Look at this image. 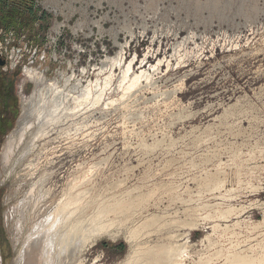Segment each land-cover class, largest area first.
<instances>
[{"label": "rangeland", "instance_id": "rangeland-1", "mask_svg": "<svg viewBox=\"0 0 264 264\" xmlns=\"http://www.w3.org/2000/svg\"><path fill=\"white\" fill-rule=\"evenodd\" d=\"M0 58V150L26 97L58 117L0 173L1 264L61 186L118 230L87 224L81 264H149L143 249L183 242L181 264H264V0H0ZM128 63L148 74L131 89ZM31 68L92 96L35 94Z\"/></svg>", "mask_w": 264, "mask_h": 264}, {"label": "bare ground", "instance_id": "bare-ground-1", "mask_svg": "<svg viewBox=\"0 0 264 264\" xmlns=\"http://www.w3.org/2000/svg\"><path fill=\"white\" fill-rule=\"evenodd\" d=\"M150 58H152V56L147 55L146 59L148 61L151 60ZM155 58L156 59L158 58V54ZM109 61L111 63V66H116V64H115L117 62L116 58L112 57L109 59ZM159 61H161L160 58L157 59L156 62L158 63ZM143 66H145V64H143ZM143 66L138 67L140 69L138 72L137 70H134V67L131 65V63H128L127 65H125V70L123 71L124 79L127 77V74L129 73V71L132 70V75L128 78L129 84H127V86H126L127 89H131V87L136 86V84L139 82V80L143 76L146 78L148 77L146 70L142 69ZM151 66H152V64L149 65V67H151ZM152 68H153V66H152ZM111 69H112V67H111ZM102 71H103L102 68H100V73ZM25 72H26L28 79L30 81H32V83L35 85V88H36L35 94H39L43 90H46V91H51L53 93V95L51 93L50 96L56 97L55 95H57V94H55L54 92L58 93V95H62V94L65 95L64 91L67 90L69 92L67 96H69L70 94H71V96H74L73 92H75L74 90L77 89V90H79L77 93H80V95H81L80 96L76 93L79 96V97L78 96L77 97L84 99L85 101L91 95V83L85 85L84 88L80 89V86L83 87V85H80V82H76L75 84H70L69 83L70 82L69 77H66L64 81H62L58 78L48 80L46 78L45 73L35 71L32 68L27 69ZM112 75H113V73L112 74L110 73V74L105 76V78L103 79V83H102L103 87L109 86L108 84L112 78ZM96 81L98 82V80H96ZM99 84H101V83H99ZM99 84L95 83V87L98 88ZM103 87H102V89H103ZM102 89L100 88L101 91L98 94H93L94 95L93 99H92V100H94L93 103H95V102L97 103L99 100H101L100 95H101V93L103 94ZM97 91H99V90H97ZM39 97L37 98L38 100H39ZM41 98H43V96ZM69 98H70V96H69ZM34 99H36V98H34ZM53 99L51 100V98H50L47 100H51L53 102ZM57 99L58 98L56 97V102L59 100V99L58 100ZM40 101L42 102L41 99H40ZM62 101H64V99ZM76 101L80 102V99L76 98ZM45 102H47V101H45ZM54 103H55V101H54ZM49 104H52V103H49ZM53 104H52V106H54ZM61 104H62V102H61ZM46 105H44V100H43V103L38 102V103L34 104L33 96H31L29 98L26 97L25 99H23L21 112H20V115L17 119V123H16L15 127L9 131V133L5 137L4 142L1 146V150H0V173H2V171L7 169V167L11 163L10 161H11V158L13 157L12 155L15 153L16 149L20 146V144H22V146L19 147L20 153L22 154V153H25L27 150H29L37 140L48 135V133H49V131H48L49 129L47 128L48 124H49V122L54 120L53 118H56L57 116L55 114H53L52 112H50V111H53L51 109L52 107L50 108V111H49L52 114L47 113L49 108L46 111V109H45L47 107ZM56 105H57V103H56ZM48 107H49V105H48ZM54 108H55V106H54ZM55 110L56 109H54V111ZM51 115L53 118L50 117ZM53 115H55V117ZM52 123H53V121L50 124H52ZM17 154H19V153H17ZM55 167L57 169H60L62 167L61 162H57ZM57 181L59 182L60 180H57ZM66 186H69V184ZM69 188H70V186H69ZM61 190H62V194H61L62 197L59 200H57V202L54 206L52 205L51 210L44 212L45 215L43 217L38 216L36 218V221L31 226L32 230H31L30 234L28 235V238L23 242V244L19 250L18 262H16V263H18V264H72V262H73L72 257H73V255H75L77 264H81V261H82L81 257H82L83 249L85 246V242L87 240V235H86L87 231H88V229L86 228L87 224H90V225H87V226H90L89 230L95 231L96 235L98 237H108L110 239L111 238L113 239L118 235V230L114 231L112 228L113 226L111 227V223L105 222L104 220L100 219L99 215H101L104 212L103 210H101L96 215L92 216L90 218V221H88L90 223H87V222H85V219H83L84 214H81L79 212L82 208L79 209V207H78V204H79L78 198L73 196L69 190H67L66 188H63L62 186H61ZM47 193H52V192H50V189H49L48 191H46V193L44 192L43 195L41 194V197L44 196V194L46 195ZM10 195H8L6 197V201H9ZM51 197H49V198H51ZM25 200H26V198H25ZM26 203L28 204L29 202H26ZM26 203L24 202V204H26ZM127 207H129V206H127ZM42 208L43 207H41V209ZM14 210H16V209H14ZM40 211L41 210H39V212ZM5 215H6V224H7V222H8L7 221V212ZM37 215H39V213ZM13 216H15V215H13ZM16 220H18V219H16ZM86 221H87V219H86ZM21 223H23V222H21ZM10 225H12V224H10ZM12 227H14V225ZM17 230H18V228H17ZM129 235H131V234H129ZM130 238H133V237L130 236ZM187 247H188V245L185 242L174 243L171 246L170 245L169 246L159 245V246L148 247V248L143 249V251H141L142 254L140 253V255H142L145 263H149V264H181L182 261L186 257L185 253H187L186 252ZM133 252H135V251H133ZM130 256H132V253ZM128 257H129V254H128ZM140 261H142V260H140ZM0 264H1V254H0Z\"/></svg>", "mask_w": 264, "mask_h": 264}, {"label": "water", "instance_id": "water-1", "mask_svg": "<svg viewBox=\"0 0 264 264\" xmlns=\"http://www.w3.org/2000/svg\"><path fill=\"white\" fill-rule=\"evenodd\" d=\"M4 60H2L1 58H0V65H3L4 64Z\"/></svg>", "mask_w": 264, "mask_h": 264}, {"label": "trees", "instance_id": "trees-1", "mask_svg": "<svg viewBox=\"0 0 264 264\" xmlns=\"http://www.w3.org/2000/svg\"><path fill=\"white\" fill-rule=\"evenodd\" d=\"M122 245H123V243L120 244V246H122Z\"/></svg>", "mask_w": 264, "mask_h": 264}]
</instances>
